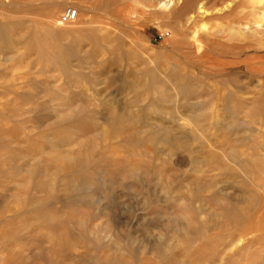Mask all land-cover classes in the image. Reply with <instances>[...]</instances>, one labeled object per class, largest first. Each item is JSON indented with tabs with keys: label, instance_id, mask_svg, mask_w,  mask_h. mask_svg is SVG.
<instances>
[{
	"label": "rangeland",
	"instance_id": "1",
	"mask_svg": "<svg viewBox=\"0 0 264 264\" xmlns=\"http://www.w3.org/2000/svg\"><path fill=\"white\" fill-rule=\"evenodd\" d=\"M167 1L0 0V264H264V240L231 258L233 218L211 214L241 188L255 196L240 225L264 203V0ZM199 3L208 13L195 14ZM67 8L77 17L61 23ZM107 100L136 118L123 135L99 134ZM161 130L170 142H124ZM86 142L90 173L73 174L97 200L78 209L40 163L77 158ZM229 155L249 161L246 174ZM97 156L115 164L105 189ZM173 213L191 218L187 235L167 223Z\"/></svg>",
	"mask_w": 264,
	"mask_h": 264
},
{
	"label": "bare ground",
	"instance_id": "2",
	"mask_svg": "<svg viewBox=\"0 0 264 264\" xmlns=\"http://www.w3.org/2000/svg\"><path fill=\"white\" fill-rule=\"evenodd\" d=\"M172 1L173 2H179V0H169V1H167V3L168 4H173ZM205 13H208L207 10L205 9V5L199 3L197 5V9L195 10V14L196 15L200 14L202 16ZM193 19H194V17H193ZM196 45H197L196 48L199 49L200 45H202V44L196 42ZM6 46H8V45H6ZM109 103H110L112 108H110ZM105 104H106V106L103 107V109H101V111L97 112L99 115H101V117L105 116L107 118V122L105 124L106 127H105L104 130H101L99 132V134L100 135L103 134L104 136H107L109 138L114 137L116 135L125 134L126 132L124 130H125V128H127L128 124L130 123V119H132V121H133V119L136 120V118H133L130 115H128L129 111L126 110V108H115V107H113L112 106L113 103L109 102V100H107V102H105ZM127 111H128V113H126ZM130 112L132 113V111H130ZM138 115H140V114L137 113V116ZM135 116L136 115H134V117ZM137 121L139 123V120H137ZM75 127H76V129H78V131H80V130H84L85 131V129H86V126H84V124H81V125H77L76 124ZM95 132H93V133H95ZM169 132H167L166 130H161V131H159L157 133H148V135L150 137L141 136V134H143V133H138V136H135V137H133V135L132 136L130 135L131 139L127 138L124 142L126 144L129 143V144H133V145L139 146L142 149L146 150V149H148V146H150L152 144H155L156 142H163V143L164 142H170L169 138H168L169 137ZM93 133L90 131V132H88V135H90V134L93 135ZM55 135H56L55 141L58 138H59L58 140L61 139L62 134L60 132L58 133V136L61 135L60 137H58L57 134H55ZM162 135H166V136L161 137ZM4 139L5 138H3V140ZM91 140L92 139L89 138L88 142H91ZM93 152H94V149L90 148V146L87 145V142H86L83 145H81L79 147V149L76 151L75 155H78L77 158H73L72 159L68 155H66V156H55L52 159L45 160L44 162L40 163V165L42 164L43 166H45V168L47 170H51V172L53 173L52 176H54L55 179H53L51 181L54 183L55 188L58 187V191L63 192V194L65 196L63 198L70 199L71 201H73L74 206H76V208L78 207V209H80V207H83V205L84 206H89L88 204H91L92 202H94V200H97V195L94 194L95 191H98V189L96 190L95 187H94L96 185L94 184V186L92 187L91 186L92 183L90 184V182H88L85 179L87 177H85L84 180H82V179H80L81 176L80 177H76L73 174L74 171H76V170L77 171L78 170L83 171L82 175L86 174V173H90V171L89 172L85 171L86 170L85 166H87V167L89 166L88 160L91 159V157H92L91 155H92ZM68 154H70V153H68ZM73 154L71 153L70 155H73ZM54 155H65V154H61L60 153V154H54ZM97 157H98V159L102 160L103 162L100 163L99 161H97L100 164L96 165L94 167L95 170H92V171L94 173L96 172V175L94 177L95 180H97V182L100 184V186L104 187V189H105V188H107L106 185H108L109 182H111L112 179H113V176H112L113 174L111 172L112 170L108 171V169L109 168L111 169L112 167H114L115 164H114V161H111V160H109V159H107L105 157H100V156H97ZM229 157H230L229 159L232 162V166H231L232 170L238 171V173L240 172L241 174H242V172H244L246 174L247 168H249V166H248L249 165V161L247 159H241L238 162H235L233 157H231L230 155H229ZM117 164H118V167H120L119 165H121V167H122V164H127L128 167L130 166L129 162H127V160L119 161V162H117ZM37 167H34L29 172V177H30L29 181L33 182L37 175H39L40 173L41 174L43 173L42 166H40V168H37ZM138 167H139V170L141 172H143L144 174H147L146 172H147L148 169L146 168V166L137 164L136 165V170H137ZM245 168H246V171L245 170L243 171L242 169H245ZM88 169L91 170L90 168H88ZM124 169H126V168H124ZM130 173H129V175H130ZM131 176L134 177V171L132 172ZM82 177H84V176H82ZM115 177H114V180H115ZM137 177H138V175H137ZM119 178H121V177H119ZM126 178H129V177H126ZM124 180H128V179H124ZM124 180H119L118 179L119 182L117 184H119V183L120 184H123V183L126 184ZM40 182L37 181L34 184L37 187H40L41 184H44V186H46L48 184L47 181L46 182L40 181ZM49 185H50V183H49ZM19 186H23V185H19ZM96 188H97V186H96ZM85 190L87 192H91V194H87V195L82 194L81 195L80 194L81 191H85ZM164 190H166V188H164ZM258 190H262L264 192L263 188L259 187ZM262 191H261V194H262ZM101 192H103V191H101ZM103 193H105V192H103ZM252 195L253 194H248L247 191L244 190V188L243 189L241 188L239 192L234 193L233 198H231V200L227 202V206L226 205H222L221 202H220V204L222 206H219L216 210L211 212V214L213 216L215 215L218 219L221 218V220H223V221H224V218H229V217L233 218V222H234L233 230L231 231V233H228V235L226 237V243H227L226 244V250L228 251V255L231 258L232 257H239L242 260H247V257L249 255V250L251 249V246L253 244L260 243L262 240H264V203L261 205V208L255 214V217H254L253 220L248 221V222L243 223V224L240 225L241 218L247 213V211L250 210V207L253 204V201H254L253 200V196H255V195H253V196ZM255 198H257V197H255ZM183 200L186 201L185 199H183ZM89 202H91V203H89ZM84 216L87 217L86 215H84ZM81 217L83 219V216H81ZM48 218L46 217L47 220H49ZM53 218H50V219L52 220ZM189 219H187L186 217L180 216L178 214L176 215V214L173 213V215H169L167 223L171 222V223L175 224L174 225V230L176 232L183 233V235H187L186 226L192 224L191 218H189ZM60 220H62V219H60ZM52 221H55V220H52ZM45 222H46V220H45ZM78 222H80L79 224H81L80 220ZM60 226H61V231L57 232L56 235L61 240V239L65 238L63 236L66 235V233H64L65 232L64 229H66V228L64 226H62V224ZM208 226H209L208 223L201 224V225H199V229L203 230L205 227L207 228ZM176 240H178V239H176ZM172 241H173V239H172ZM172 244L175 245L176 247H178V246H182L183 243L181 241H177L175 243H171L170 242L168 244V246H167V244H161L163 246L161 251L162 252H166L167 251V247L171 248L173 246ZM112 245H115V244H112ZM90 246H92V245H90ZM112 249H114V248H112ZM145 250H146V247L143 248L144 252H145ZM60 252L61 253H57V254L58 255H62V256L67 253V251H64V250H61ZM123 252H125V251H123ZM109 253L110 252H107L105 254L108 255ZM113 253L115 255H116V253H117V255H119V253H121L120 248L119 249L118 248L114 249ZM97 254L98 253L96 251L95 252H91L90 250L87 251L86 255L89 256V258H84V256L82 255L83 256L82 259L84 260L83 262H88L91 257H93V256H95ZM110 254H112V253H110ZM122 254H124V253H122ZM121 257H123V256H121ZM78 263H79V261H78Z\"/></svg>",
	"mask_w": 264,
	"mask_h": 264
},
{
	"label": "built area",
	"instance_id": "3",
	"mask_svg": "<svg viewBox=\"0 0 264 264\" xmlns=\"http://www.w3.org/2000/svg\"><path fill=\"white\" fill-rule=\"evenodd\" d=\"M77 17V12L74 9L67 8L65 9L61 16H60V21L61 23H71L74 22Z\"/></svg>",
	"mask_w": 264,
	"mask_h": 264
}]
</instances>
